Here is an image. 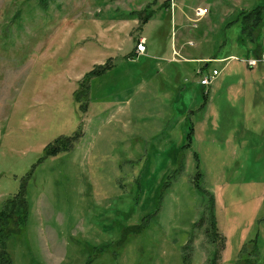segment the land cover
Segmentation results:
<instances>
[{"label":"rangeland","instance_id":"374dc122","mask_svg":"<svg viewBox=\"0 0 264 264\" xmlns=\"http://www.w3.org/2000/svg\"><path fill=\"white\" fill-rule=\"evenodd\" d=\"M152 1L0 0V207L21 186L28 206L11 264H206L209 213L221 264H264V64L240 61L264 50V14L256 43L234 22L264 0H154L130 19ZM137 38L147 56L129 58Z\"/></svg>","mask_w":264,"mask_h":264},{"label":"trees","instance_id":"16d2710c","mask_svg":"<svg viewBox=\"0 0 264 264\" xmlns=\"http://www.w3.org/2000/svg\"><path fill=\"white\" fill-rule=\"evenodd\" d=\"M154 1V0H153ZM153 1L149 4L145 5L143 9L140 11H130L128 13L129 16L135 19L138 22V25H143L152 15L153 11L151 9V5ZM168 7L169 0H167V4H164ZM264 14V5L257 6L256 8L241 12L238 14V18L234 22H239L240 24V35L238 37V42H251L256 43L259 30L263 21ZM137 42V41H136ZM135 42V44H136ZM135 46V45H134ZM134 50V48H133ZM263 47L256 45L254 58H259L264 53ZM133 52H131L132 57ZM210 60V59H209ZM216 60V59H212ZM109 60H107L103 65L95 66L86 74H84L82 80L79 82V89L76 95L84 94L86 97L87 89H88V79L91 76H97L104 72L106 68L109 67ZM207 65V64H206ZM205 66V65H204ZM260 66V65H259ZM85 106V105H84ZM83 106V107H84ZM80 134H76L72 137H62L55 139L52 143H49L45 146L44 150V158L53 156L61 151H67L72 147V143L76 140ZM28 206L24 195L23 186H21L17 193L13 194L10 198L3 201L0 207V264H11L10 257L6 250V241L13 234H19L25 226V221L27 218ZM206 216V217H205ZM207 220L209 222V229L206 230V234L212 237L211 243L215 244L218 242L217 248L214 250L212 256L208 260L206 264H221V252L224 249V240L221 238L220 234L217 232L215 227L213 217L211 213L208 215H203V217L199 220L198 225H202V223ZM140 226H134L130 229L132 233H139ZM253 243L254 248V241ZM187 256L186 254L183 256V264H187Z\"/></svg>","mask_w":264,"mask_h":264},{"label":"built area","instance_id":"2783aa9c","mask_svg":"<svg viewBox=\"0 0 264 264\" xmlns=\"http://www.w3.org/2000/svg\"><path fill=\"white\" fill-rule=\"evenodd\" d=\"M173 0H169V6L172 7ZM145 53V43L142 38H139L134 46L133 54L134 56H141ZM234 60H237L236 58H233ZM243 64L250 68H255L259 64H264V53L259 58H248V59H242L240 60ZM201 72H199L200 74ZM219 75V72L217 70H212L211 74L209 76H206L200 80L201 86H209L211 83L216 79V77Z\"/></svg>","mask_w":264,"mask_h":264},{"label":"crops","instance_id":"0c3cea01","mask_svg":"<svg viewBox=\"0 0 264 264\" xmlns=\"http://www.w3.org/2000/svg\"><path fill=\"white\" fill-rule=\"evenodd\" d=\"M108 24H109V30L108 31L104 30L103 31V35L101 36V38H103L105 45H108V46L113 45V47H114L115 44H116V37H117V35L115 34V28L117 27V21H114V23H107L106 25H108ZM111 26H112L113 33H112V30H111ZM111 42H113V44H111ZM145 56H147V47H146V45H145V53L143 55H141V56H138V57H145ZM132 57H135V56L132 54ZM208 60L209 59H200L199 61L206 62ZM206 67H207V65L204 66V68H206Z\"/></svg>","mask_w":264,"mask_h":264}]
</instances>
